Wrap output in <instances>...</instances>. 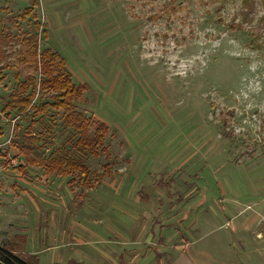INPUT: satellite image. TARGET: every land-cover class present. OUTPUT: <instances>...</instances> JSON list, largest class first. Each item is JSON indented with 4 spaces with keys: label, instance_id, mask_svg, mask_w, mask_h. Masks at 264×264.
Returning a JSON list of instances; mask_svg holds the SVG:
<instances>
[{
    "label": "rangeland",
    "instance_id": "rangeland-1",
    "mask_svg": "<svg viewBox=\"0 0 264 264\" xmlns=\"http://www.w3.org/2000/svg\"><path fill=\"white\" fill-rule=\"evenodd\" d=\"M28 7L36 18L20 17ZM26 34L63 56L83 88L77 111L109 130L97 152L78 151L63 111L0 121V213L13 232L55 217L95 264L123 246L131 264L163 234L193 241L200 264H264V0H0V109L34 74ZM28 131L42 135L31 150ZM52 148L89 167L90 183L26 159Z\"/></svg>",
    "mask_w": 264,
    "mask_h": 264
},
{
    "label": "trees",
    "instance_id": "trees-1",
    "mask_svg": "<svg viewBox=\"0 0 264 264\" xmlns=\"http://www.w3.org/2000/svg\"><path fill=\"white\" fill-rule=\"evenodd\" d=\"M31 8H26L20 17L23 19L36 18L37 16ZM34 23L36 30H40L42 23L37 20ZM23 44L25 50L22 59L28 63L29 67L33 68L34 74L29 72L20 74L17 88L1 108L5 116L12 115L13 111H17V114H28L33 109L32 123H35L38 115L46 113L48 107L56 111H63L66 125L71 127L78 137L72 145L78 151L86 147L93 152H97L98 147L104 144L106 131L109 130L108 126L95 117L83 116L81 112L77 111L76 102L82 98L83 88L81 85L74 83L71 73L66 68V61L63 56L51 48H41L36 35L26 34ZM47 92L53 93V100L36 106L37 99L44 98ZM91 127H95L93 135L89 134ZM40 134L37 135L28 131L25 134L27 137L25 146L30 150L33 149V144H38L42 140ZM26 156L31 164L42 165L48 171L55 172L57 175H79V179L84 180L83 183H86V185L90 183L92 171L81 160L71 158L72 154L60 153L58 149L52 148L47 160L38 158L40 160L36 161L33 156L29 154ZM161 257V254H157V264H159ZM0 264L32 263L25 260L20 253L15 252L13 249L0 246ZM68 264L79 263L71 260Z\"/></svg>",
    "mask_w": 264,
    "mask_h": 264
},
{
    "label": "crops",
    "instance_id": "crops-1",
    "mask_svg": "<svg viewBox=\"0 0 264 264\" xmlns=\"http://www.w3.org/2000/svg\"><path fill=\"white\" fill-rule=\"evenodd\" d=\"M0 214H2L3 217V220L0 221V246H6L13 249L15 252L20 253L21 256H23V258L28 262H31L32 264H68L69 261L74 260L79 264H91L90 261H92V264H95L91 255H87L84 252L78 251V243L82 242V240L77 238L79 240L78 243L73 240H67V234L64 232L60 233L55 230V217L52 218V222H50L49 225L38 226L51 228L49 230L36 229V221L32 222L28 219H25L18 225L20 231L16 230L13 232V226L10 220L11 218L10 216L6 215L5 209H3L2 213ZM6 216L8 217L7 220L5 219ZM72 223H74V221H72ZM151 224L148 226L149 230L152 227ZM199 225L200 222L196 220L192 224H188V227L191 226L192 228V226H195V229L197 230V226L198 228L200 227ZM225 227H227L226 224H220V229ZM86 229L88 228L84 225L83 230L89 234L90 237H88V239L90 240L92 235ZM37 231L39 234H36ZM148 236L153 237L151 235ZM160 239L161 241L158 243L157 241L154 242V238L153 243L151 241V244L148 245L151 247L150 249L146 251L138 250L139 253L131 257L130 263L152 264L157 257V254H161L163 264H169V259H172L170 264H200L199 261H195L194 257L192 258L191 256H188V253L185 251L188 246L194 243L190 239L186 238L185 241L175 243L174 245H171V242L164 234ZM86 241L87 238L84 240L83 244L91 243L90 241ZM100 251V264L128 263L127 259L124 257V246L118 251L113 252V254L110 256L108 254L110 250H106V247V254H103L101 249Z\"/></svg>",
    "mask_w": 264,
    "mask_h": 264
},
{
    "label": "built area",
    "instance_id": "built-area-1",
    "mask_svg": "<svg viewBox=\"0 0 264 264\" xmlns=\"http://www.w3.org/2000/svg\"><path fill=\"white\" fill-rule=\"evenodd\" d=\"M5 118L4 112L0 109V121ZM16 120H13L12 122L15 123Z\"/></svg>",
    "mask_w": 264,
    "mask_h": 264
}]
</instances>
